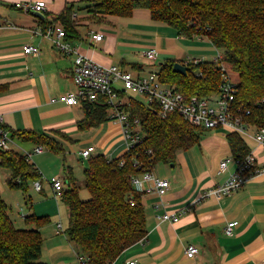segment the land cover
<instances>
[{
  "label": "crops",
  "instance_id": "0c3cea01",
  "mask_svg": "<svg viewBox=\"0 0 264 264\" xmlns=\"http://www.w3.org/2000/svg\"><path fill=\"white\" fill-rule=\"evenodd\" d=\"M38 1L46 2L47 9L43 15L46 17L47 14V19L38 17L37 13H25L16 8L18 3ZM82 1L84 0H0V22L6 23L0 30V116L4 117L6 127L12 134L11 151L24 155L38 146L14 136L15 132L34 131L54 138L61 144L62 153L65 154L69 145L73 146L74 137L79 131H94L107 123L89 127L83 123L87 121V114L82 106L51 102L54 97L74 92L72 74L75 57L64 55L52 40L34 32L41 29L46 33L48 26L56 25L54 17L67 5L76 3L78 8L83 9L85 4ZM76 14L81 21L75 27L73 38L67 41L82 54L105 66L119 65L129 71H148L150 63L144 57V52L151 48L158 51L159 64L165 59L185 62L215 61L186 56L192 48L189 49V45L184 42L192 38L180 37L173 28L154 23L146 9L135 10L130 18L106 16L110 26L123 24L117 31L113 28L107 30V33L99 24L95 27L86 19L87 10ZM91 33L103 34L104 40L95 41ZM26 45L38 47L39 52L26 54ZM81 125L84 127L81 128ZM206 133L209 134L208 137L202 139ZM106 136L109 143L90 145L104 152L93 155L104 154L106 158L116 159L126 152L124 135L121 141H115V133L108 130ZM228 136L225 129L202 131L199 144L188 150V156L180 151L174 163L166 164L176 171L170 173L167 166H163L160 174L157 166L153 169L157 177L170 181V190L165 196L154 191L142 193L147 235L124 251L112 264H128L129 261L142 264H264V174L257 175L246 186L228 196L202 198L206 191L228 179L229 173L218 174L220 162L234 154ZM241 138L249 150L256 148L251 138ZM197 147L200 151L195 150ZM82 150L78 151L81 158ZM206 150L210 152L205 153ZM45 151L46 148L43 153L34 154L31 160L40 174L38 163H41L35 158L44 156ZM43 172L47 174L44 170ZM10 175V170L0 165V195L8 206L6 194L8 196L13 193V188L8 185ZM54 179L56 178H52ZM41 184L42 191L34 189L44 195H53L55 200L51 201H56L58 211V219L53 215L48 226L39 228L44 240L42 262L78 264L79 258L85 257L90 264L88 255L71 242L66 233L60 204L62 192L56 193L50 181L45 184V180H41ZM64 189H67L65 180ZM25 199L30 204L29 210L21 207L15 214L24 224L25 219L31 215L39 217L33 211L32 196L28 193ZM189 206L192 210L183 214L176 223H160L156 218L158 213H173ZM53 211L54 208L52 214ZM67 213L69 218L68 207ZM232 222H237V225L230 235L226 229ZM59 223L63 225L61 233H58ZM30 226L35 228V225ZM189 245L200 248V253L194 258H189L186 254Z\"/></svg>",
  "mask_w": 264,
  "mask_h": 264
},
{
  "label": "trees",
  "instance_id": "16d2710c",
  "mask_svg": "<svg viewBox=\"0 0 264 264\" xmlns=\"http://www.w3.org/2000/svg\"><path fill=\"white\" fill-rule=\"evenodd\" d=\"M83 9L76 3L67 5L54 17L67 38H73L81 21L76 13L87 10L89 22L102 23L106 16L130 18L135 10L146 9L154 23L173 28L182 37H204L220 50L222 62L237 74L239 97L255 103L264 98V0H84ZM47 19V14H45ZM95 20V21H94ZM209 27L210 30H206ZM203 28V30H200ZM176 62L188 67L186 75L174 72ZM140 70H143L140 69ZM162 81L190 97H210L219 91L222 71L215 61L193 62L165 59L159 64ZM87 126L109 121L107 107L84 104ZM131 123L138 118L145 135L131 153L125 152L109 162L104 154L92 155L85 168V186L89 201H82L78 181L69 168L62 199L69 209L71 242L86 253L90 264H112L120 255L142 241L147 235L146 213L142 193L132 182L133 176L145 169L153 170L159 163H174L178 152L199 144L202 129L177 113L163 118L158 109L147 107L139 99L129 98L125 105ZM84 127L81 125V128ZM23 142H32L59 153L58 141L34 131L15 132ZM235 155L245 156L249 148L237 134L228 136ZM151 151V152H150ZM125 164L121 166V161ZM138 160L142 169L134 166ZM0 165L10 170L8 185L29 191V183L41 179L31 161L15 151L0 150ZM34 229H18L10 216V208L0 195V264H46L42 262L44 240L39 228L49 218L31 215L25 219Z\"/></svg>",
  "mask_w": 264,
  "mask_h": 264
},
{
  "label": "built area",
  "instance_id": "2783aa9c",
  "mask_svg": "<svg viewBox=\"0 0 264 264\" xmlns=\"http://www.w3.org/2000/svg\"><path fill=\"white\" fill-rule=\"evenodd\" d=\"M16 8L25 13H41L47 9L45 1L24 2L16 4ZM5 22H0V30L5 26ZM14 27L13 25H8ZM203 30V28H200ZM206 30H210L209 27ZM52 40L55 46L64 55H73V80L78 88L77 93L63 94L51 99V102H61L68 106H83L93 104L95 106L107 107L108 117L121 125L126 141V152L131 153L133 148L143 142L145 135L141 130V123L135 118L131 123V115L125 108L129 92L133 93L147 107L157 108L161 117L177 113L193 126L203 131L225 129L229 135L237 134L240 137L251 138L256 148L250 149L245 156L231 155L224 158L219 165L218 174L229 173L228 179L216 188L206 191L202 198L208 196H228L234 191L250 183L257 175L264 174V98L255 103L244 101L239 97V84L235 81L219 52L215 59L218 67L222 71V81L217 94L210 97L199 95L186 96L179 92L175 86L162 81L160 70L129 71L121 66H105L88 56L82 54L76 47L66 40V31L58 25L47 27L46 33L41 29L34 31ZM95 41L104 40L101 33H91ZM26 54L38 53V47L26 45ZM144 57L150 66L155 67L158 60V51L148 49L144 52ZM195 64L200 60H189ZM187 62V63H188ZM13 138L7 129L5 119L0 116V150L11 151L10 144ZM45 150L44 146H36L32 151L24 154L26 160L31 161L34 154H41ZM97 150L95 146H89L80 152L83 160H87ZM259 150V151H257ZM151 152V151H150ZM109 162L112 158H107ZM84 162V161H83ZM121 166L125 162L121 161ZM134 166L142 169L138 160L134 161ZM134 188L143 193L154 191L160 196H165L170 190V181L157 177L153 170L145 169L140 175L132 178ZM146 182L148 185H145ZM150 184V185H149ZM52 186L56 193H61L64 189V180L57 178L52 180ZM34 187L37 191H42L41 181H35ZM159 209V207H157ZM192 210L191 206L180 209L177 212L158 213L156 218L160 223H176L180 217ZM237 222H232L227 227L228 234H232L233 227ZM63 232V225L58 224V233ZM200 253V248L196 245H189L186 254L189 258H194ZM78 264H88V259L80 257ZM128 264H142L137 261H129Z\"/></svg>",
  "mask_w": 264,
  "mask_h": 264
},
{
  "label": "rangeland",
  "instance_id": "374dc122",
  "mask_svg": "<svg viewBox=\"0 0 264 264\" xmlns=\"http://www.w3.org/2000/svg\"><path fill=\"white\" fill-rule=\"evenodd\" d=\"M97 24H99L98 26L102 27L101 29H103L104 32H106L107 30L113 29V28L115 29V31H117L118 27L123 26V24H118V23L110 26L107 20L103 23H95V24L93 23L92 25L97 27L96 26ZM184 44L189 45V49L192 48L191 52L186 54V56L192 59L205 58L207 60L209 59L212 60V59H216L219 55L218 51L220 52V50L217 51V49L212 45V43L204 37L196 36V38L186 40ZM158 67H159V61L157 62L155 67L150 66L148 70H158L159 69ZM227 67L230 68L229 66ZM127 69H130V68H127ZM230 71L233 75L234 80L238 81L237 74L234 73L232 70ZM73 87H74L73 93H77L78 88L75 85V83H73ZM128 94H129L128 96H125L127 99L129 98L138 99L136 96H134L133 93L129 92ZM108 130L112 131V133H115V138H117L115 141L122 140L123 130H122L121 125L117 124L114 120H109L107 121L105 125H102L100 128H97L94 131H89V129H84V130L79 131L78 135L74 137L75 142L72 144L73 146L69 145V149L66 150L67 153L65 154L64 152L55 153L53 151L46 149L44 156H37L35 158L36 160H39V162L41 163V164L38 163V166L42 174L41 179H39V181L45 180V184H46L47 181L52 182V178L54 177L56 179L60 177L62 180H65L64 177H66L65 176L66 173L69 171V168H71L75 179L78 181V186L80 188L79 194H80L82 201H89L91 197L85 186V174H84L85 168L88 167L89 165V161L84 160V162H82V158L79 156L78 151L90 145H94L98 143L100 145H105L108 142V138H106ZM208 135H209L208 133L204 134V136H202V139L207 138ZM109 138H111V136H109ZM195 150L200 151L199 147H197V149ZM98 152L99 153L103 152V150L102 149L96 150L95 153H98ZM184 152H185V155L187 156L190 154V152L188 153V150ZM204 152L206 153L210 151L206 150ZM50 155H53L54 157H50ZM163 166H167V165L164 163H159L156 167L160 174H162ZM166 168L167 170H169L170 173L173 171H176L173 168L171 169V167L169 166H167ZM43 170L47 174H44ZM33 183L34 182L29 183V191H28L29 195L32 196V199L34 202L33 211L36 212V214H38L39 217H42V218H49L51 220L54 215V217L56 216V219H58V211L55 207L56 201L54 202L51 201V200H55L53 198V195H50V194L44 195V194H41V192H37L34 189ZM11 192L13 193L8 194V196L6 194V197L9 202V208L13 212V213L10 212V214H11L12 220L14 221L15 226L18 229H33V226H30V225L27 226L26 224L23 223V221H21L20 218H18V216L15 217V214L17 215L16 212L21 207H23L26 211L29 210L30 204L28 205V202L25 199L28 193L25 194V192L22 189H13ZM62 200L63 199H61L60 204H61V208L63 211V222L66 228L68 229L69 228V218H68V213H67V207ZM52 208H54V211H53L54 214H52ZM50 222L47 223L45 226H48Z\"/></svg>",
  "mask_w": 264,
  "mask_h": 264
},
{
  "label": "water",
  "instance_id": "95a60500",
  "mask_svg": "<svg viewBox=\"0 0 264 264\" xmlns=\"http://www.w3.org/2000/svg\"><path fill=\"white\" fill-rule=\"evenodd\" d=\"M36 15L40 18H44V15L41 13H37ZM174 72L186 75L188 72V67L180 62H176L174 65Z\"/></svg>",
  "mask_w": 264,
  "mask_h": 264
}]
</instances>
